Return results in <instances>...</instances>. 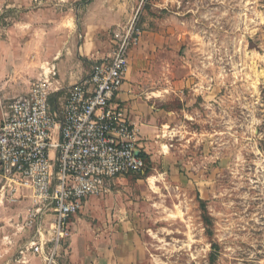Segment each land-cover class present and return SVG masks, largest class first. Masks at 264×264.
Here are the masks:
<instances>
[{"label": "rangeland", "instance_id": "374dc122", "mask_svg": "<svg viewBox=\"0 0 264 264\" xmlns=\"http://www.w3.org/2000/svg\"><path fill=\"white\" fill-rule=\"evenodd\" d=\"M99 1L124 9L111 38L141 3ZM139 16L168 75L160 77L176 91L165 103L175 115L145 175L115 179L125 183L114 191L120 214L133 215L134 233H122L139 247L140 264H264V0H156ZM29 80L32 88L37 78ZM30 196L0 192V264H69L70 238L52 261L20 254L34 237L19 232ZM110 212L89 218L81 236L101 237Z\"/></svg>", "mask_w": 264, "mask_h": 264}, {"label": "built area", "instance_id": "2783aa9c", "mask_svg": "<svg viewBox=\"0 0 264 264\" xmlns=\"http://www.w3.org/2000/svg\"><path fill=\"white\" fill-rule=\"evenodd\" d=\"M155 1L141 0L139 11L114 33L112 56L95 62L88 79L70 86L61 106L51 104L63 90L53 65L29 93L13 98L0 93V190L8 188L12 199L21 188L31 195L25 226L34 237L20 250L23 258L31 252L52 261L71 238V220L87 199L106 195L115 179L145 175L136 129L113 100L143 37L139 12Z\"/></svg>", "mask_w": 264, "mask_h": 264}, {"label": "crops", "instance_id": "0c3cea01", "mask_svg": "<svg viewBox=\"0 0 264 264\" xmlns=\"http://www.w3.org/2000/svg\"><path fill=\"white\" fill-rule=\"evenodd\" d=\"M82 4L81 0H0L2 95L13 98L27 94L31 88L27 85L29 79L40 77L43 70L53 65L56 81L63 90L52 96L51 103L59 100L61 106L70 86L88 79L95 62L112 56L113 42L107 33L126 19L124 9L116 12L109 7V1L92 0L87 7ZM147 35L149 32L130 53L125 82L113 105L127 110L137 132L139 151L154 158L166 147L165 129L172 122L168 118L175 114L165 108V103L176 91L161 79V75H168L161 71L162 63L154 54L156 42ZM117 183L125 184L113 181L106 195L87 199L72 218L69 264L141 263L139 247L135 248L127 239L130 236L122 233L134 231L128 229L133 215L120 214L125 206L122 194L114 192ZM116 205V210H112ZM106 211L111 212L105 227H101V237L84 239L82 226L91 217L106 215ZM26 229L29 230L24 220L19 232Z\"/></svg>", "mask_w": 264, "mask_h": 264}, {"label": "trees", "instance_id": "16d2710c", "mask_svg": "<svg viewBox=\"0 0 264 264\" xmlns=\"http://www.w3.org/2000/svg\"><path fill=\"white\" fill-rule=\"evenodd\" d=\"M140 157L144 160L146 167H147V170H148V168H150L151 164H152L150 157L143 152L140 154Z\"/></svg>", "mask_w": 264, "mask_h": 264}, {"label": "water", "instance_id": "95a60500", "mask_svg": "<svg viewBox=\"0 0 264 264\" xmlns=\"http://www.w3.org/2000/svg\"><path fill=\"white\" fill-rule=\"evenodd\" d=\"M136 154H137V156H140V154H141V151H136Z\"/></svg>", "mask_w": 264, "mask_h": 264}, {"label": "bare ground", "instance_id": "6f19581e", "mask_svg": "<svg viewBox=\"0 0 264 264\" xmlns=\"http://www.w3.org/2000/svg\"><path fill=\"white\" fill-rule=\"evenodd\" d=\"M263 78V77H262Z\"/></svg>", "mask_w": 264, "mask_h": 264}]
</instances>
